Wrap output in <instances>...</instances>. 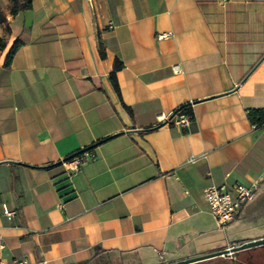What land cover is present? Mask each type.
Instances as JSON below:
<instances>
[{
    "label": "crops",
    "instance_id": "0c3cea01",
    "mask_svg": "<svg viewBox=\"0 0 264 264\" xmlns=\"http://www.w3.org/2000/svg\"><path fill=\"white\" fill-rule=\"evenodd\" d=\"M0 9V264H159L264 236V125L247 114L264 108V0ZM187 103V128L156 124ZM252 182L219 230L204 187Z\"/></svg>",
    "mask_w": 264,
    "mask_h": 264
},
{
    "label": "built area",
    "instance_id": "2783aa9c",
    "mask_svg": "<svg viewBox=\"0 0 264 264\" xmlns=\"http://www.w3.org/2000/svg\"><path fill=\"white\" fill-rule=\"evenodd\" d=\"M193 120L194 117L191 114L179 113L173 116L172 112H169L158 114L156 124L173 123V125L187 128ZM203 156L204 154L193 155L190 156L187 161L194 163ZM87 157L88 153L83 152L81 154L74 155L68 160H63L67 173L71 174L72 172L77 171L87 160ZM257 186V182H252L249 185L236 183L231 187H228L225 184H210L204 187L203 197L208 205L209 212L212 215L217 228L224 229L228 223L236 218L242 204L253 197ZM64 203L65 201L61 199L57 205L58 207H62ZM4 212L8 216L12 215V212L6 208L4 209Z\"/></svg>",
    "mask_w": 264,
    "mask_h": 264
},
{
    "label": "trees",
    "instance_id": "16d2710c",
    "mask_svg": "<svg viewBox=\"0 0 264 264\" xmlns=\"http://www.w3.org/2000/svg\"><path fill=\"white\" fill-rule=\"evenodd\" d=\"M9 1L11 2V12L12 13H16L19 10L27 9L31 6V0H9ZM0 24L4 25L6 31L9 30L8 22L6 20L5 15L1 11V9H0ZM20 44H21L20 40L14 41V43L12 44V46H11V48L7 54V57L5 60L6 64H9L14 52L16 51V49L19 47ZM2 46H3V41H2V39H0V47H2ZM99 52H100L101 56L105 55V51H104V48L102 47V45L100 46ZM121 67H122V62L119 61L118 59H115L114 63H113L112 71L110 72V75H109V78H110V81L113 85V88L118 93H119V88H118L117 79H116V71L118 69H120ZM124 106L126 109L130 110V108L127 105L124 104ZM179 113H187V114H191L193 116V112H192V109H191V106L189 103L183 104V105L179 106L178 108H176L174 111H172L173 116H175ZM247 114H248L249 121L253 125H255V126L264 125V108H256V109L249 110L247 112ZM97 143H99V142L98 141L94 142L93 144H91L90 147L87 146L84 149L79 150L77 153L69 155V157H66L65 160L70 159L74 155L86 152V150L90 149L92 146H94Z\"/></svg>",
    "mask_w": 264,
    "mask_h": 264
},
{
    "label": "flooded vegetation",
    "instance_id": "af4514ba",
    "mask_svg": "<svg viewBox=\"0 0 264 264\" xmlns=\"http://www.w3.org/2000/svg\"><path fill=\"white\" fill-rule=\"evenodd\" d=\"M238 242L231 241L220 248L183 258L187 259L203 254L219 252L208 257L192 260L182 264H264V243L241 247Z\"/></svg>",
    "mask_w": 264,
    "mask_h": 264
},
{
    "label": "water",
    "instance_id": "95a60500",
    "mask_svg": "<svg viewBox=\"0 0 264 264\" xmlns=\"http://www.w3.org/2000/svg\"><path fill=\"white\" fill-rule=\"evenodd\" d=\"M262 57H264V56H262ZM159 125H161V124H159ZM146 129H151V128H146ZM109 137H111V135L110 136H107L105 138H102L100 140H98V142L103 141L104 139H107ZM90 146L91 145H89L88 147H90ZM67 157H69V156H67ZM58 162H60V161H58ZM234 242H238V241L237 240H234ZM238 243H239V245L241 247L253 246V245H256V244L264 243V237L253 238V239L241 241V242H238ZM217 253H219V252L210 253V254H203V255H199V256H194L192 258H187V259L172 261V262H168V263H165V264H182V263H186V262H189V261H192V260H196V259H201V258H204V257H208V256H211V255H214V254H217Z\"/></svg>",
    "mask_w": 264,
    "mask_h": 264
},
{
    "label": "rangeland",
    "instance_id": "374dc122",
    "mask_svg": "<svg viewBox=\"0 0 264 264\" xmlns=\"http://www.w3.org/2000/svg\"><path fill=\"white\" fill-rule=\"evenodd\" d=\"M228 226H229V223L226 225V227H227V233L230 232V228H231V227H228ZM238 230H239V233H242V234L243 233L244 234L254 233L252 227L250 226V224L248 222L247 223L244 222L241 226H239ZM222 232H224V231H222Z\"/></svg>",
    "mask_w": 264,
    "mask_h": 264
}]
</instances>
